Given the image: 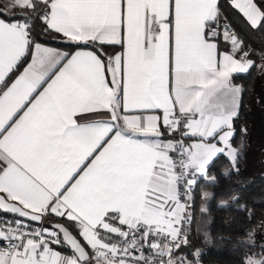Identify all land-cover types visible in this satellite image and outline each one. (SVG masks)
Segmentation results:
<instances>
[{
	"label": "snow or ice",
	"instance_id": "snow-or-ice-1",
	"mask_svg": "<svg viewBox=\"0 0 264 264\" xmlns=\"http://www.w3.org/2000/svg\"><path fill=\"white\" fill-rule=\"evenodd\" d=\"M228 3L239 26L219 0L0 3V264H202L197 198L251 225L247 186L226 182L264 0Z\"/></svg>",
	"mask_w": 264,
	"mask_h": 264
},
{
	"label": "trees",
	"instance_id": "trees-1",
	"mask_svg": "<svg viewBox=\"0 0 264 264\" xmlns=\"http://www.w3.org/2000/svg\"><path fill=\"white\" fill-rule=\"evenodd\" d=\"M2 2L3 0H0V3ZM219 2L224 16L231 17L233 22L239 26L240 22L229 7L228 0H219ZM242 34L245 35L250 47L257 53L254 59L258 66L261 62L258 54L264 50V33L247 32ZM33 36L36 41L64 48V45L59 43L53 35L47 34L42 30L39 22H36L34 25ZM257 72V70H253L247 75L234 77V83L241 86L243 90L239 116L235 122L237 135L234 138V143L243 145V150L239 159L240 176L233 177L231 181L226 182L247 186L244 194L249 201V208L255 212V218L249 226L248 223H242L241 217L232 209H220L215 202H202L197 198L192 208L193 222L191 228L194 233L193 239L199 241L197 247L206 250V254L201 257L202 264H238L244 252L251 251L258 253V251H264V249L256 244V240H259L260 234L255 230L258 214L264 211V173L254 168L247 169L245 167V139L247 133L244 135L240 132L242 128H246L248 132L249 115L244 108V100L246 93L255 82ZM217 166L219 167V165ZM208 190L211 191L212 189L209 188ZM205 207L209 209L206 214L201 212V209ZM241 228L253 231V242L257 247L248 249L238 243L240 239L247 241V237H241L240 235ZM205 236L209 241L207 245L203 242Z\"/></svg>",
	"mask_w": 264,
	"mask_h": 264
},
{
	"label": "rangeland",
	"instance_id": "rangeland-1",
	"mask_svg": "<svg viewBox=\"0 0 264 264\" xmlns=\"http://www.w3.org/2000/svg\"><path fill=\"white\" fill-rule=\"evenodd\" d=\"M244 108L249 115L247 140H245V167L264 173V73L257 72L253 86L246 93ZM262 217L264 211L258 214L255 225V230L260 234L259 240H256L257 245H264V229L260 228ZM251 241L253 242V237Z\"/></svg>",
	"mask_w": 264,
	"mask_h": 264
},
{
	"label": "crops",
	"instance_id": "crops-1",
	"mask_svg": "<svg viewBox=\"0 0 264 264\" xmlns=\"http://www.w3.org/2000/svg\"><path fill=\"white\" fill-rule=\"evenodd\" d=\"M37 42H39V41H37ZM39 43H42V42H39ZM43 44H46V43H43ZM46 46L57 47V48L64 49L63 47L53 46V45H50V44H46ZM235 84H236V83H235ZM236 85H237V84H236ZM245 140H247V138H246Z\"/></svg>",
	"mask_w": 264,
	"mask_h": 264
}]
</instances>
